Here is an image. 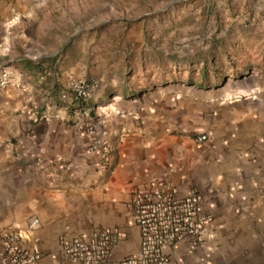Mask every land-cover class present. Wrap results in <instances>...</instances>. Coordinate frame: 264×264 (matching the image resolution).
<instances>
[{"label": "crops", "instance_id": "crops-1", "mask_svg": "<svg viewBox=\"0 0 264 264\" xmlns=\"http://www.w3.org/2000/svg\"><path fill=\"white\" fill-rule=\"evenodd\" d=\"M15 1L0 0V234L23 232L19 245H37L41 264H74L63 238L115 230L113 258L121 260L139 249L135 195L169 181L198 192L214 220L200 247L168 250L172 264H264V76L252 84H168L141 54L130 72L126 43L135 40L117 51L118 40L113 50L98 43L95 66L82 49L59 58L35 52L11 21L23 8ZM83 78L100 80L86 103L110 148L106 171L89 149L91 135L78 128L71 85ZM197 134L208 141L195 142ZM34 219L40 226L30 230Z\"/></svg>", "mask_w": 264, "mask_h": 264}, {"label": "rangeland", "instance_id": "rangeland-1", "mask_svg": "<svg viewBox=\"0 0 264 264\" xmlns=\"http://www.w3.org/2000/svg\"><path fill=\"white\" fill-rule=\"evenodd\" d=\"M19 2L23 8L11 21L21 24L25 40H34L35 52H55L59 58L71 52L80 55L82 49L89 53L90 61L98 43L113 50L118 40L117 51L124 40H135L125 42L130 72L137 67L135 55L141 54L146 56L148 68L158 65L168 72L166 79L167 73L162 77L168 84L189 76V68L183 76L177 65L193 61L201 70L199 64L208 62L214 53L219 57L221 78L236 74L226 76L222 84H252L264 76V0ZM92 61V66L97 65L94 58Z\"/></svg>", "mask_w": 264, "mask_h": 264}, {"label": "built area", "instance_id": "built-area-1", "mask_svg": "<svg viewBox=\"0 0 264 264\" xmlns=\"http://www.w3.org/2000/svg\"><path fill=\"white\" fill-rule=\"evenodd\" d=\"M100 87L97 78L75 80L71 85L73 100L88 101ZM82 113L79 129L91 135L90 151L100 154L98 167L106 171L110 164V148L101 136V123L93 115V107L77 109ZM207 134H197V143L208 141ZM202 198L195 190L184 194L169 181L152 183L139 191L132 201V217L139 230L140 244L135 254L121 260L113 258V246L120 239L117 231L97 229L89 237L77 235L61 240L65 256L74 264H172L168 250L177 244L200 247L213 226V217L204 213ZM40 220L30 223V230L40 226ZM24 234L10 228L0 234V264H41L43 254L37 245H19Z\"/></svg>", "mask_w": 264, "mask_h": 264}, {"label": "trees", "instance_id": "trees-1", "mask_svg": "<svg viewBox=\"0 0 264 264\" xmlns=\"http://www.w3.org/2000/svg\"><path fill=\"white\" fill-rule=\"evenodd\" d=\"M223 56V55H221ZM218 59L219 57L216 55V53H214L212 55V58L210 60L207 61H203L202 63L199 64V66H201V70L198 69L196 66H198V64H193V61H190V63H188V65L185 63H181L180 65H177V72L178 73H185L184 71H187L186 68H189L188 70V73H189V76L187 77V80H182V81H185L186 83H189V84H197V85H202V86H205V85H209V84H215V85H219V84H222V81L224 80V78L226 76H234L236 77V74L233 73V74H228V75H225L224 78H221L222 76L218 73L221 65H218ZM183 65V69L181 70V66ZM145 67V65L143 66ZM160 66H155V67H151L150 68V71H152L153 73H156L158 74L157 72V69L159 68ZM196 69L197 72H196ZM160 73H163L164 76L163 78L166 79V77L169 76L168 72H166V70L162 69L161 68V72ZM197 73H200V77L199 78H196V74ZM162 78V80L164 81V79ZM169 80H165V82H168ZM87 106V103L86 102H77L75 104L74 107H76V109H79V108H82V107H86Z\"/></svg>", "mask_w": 264, "mask_h": 264}]
</instances>
